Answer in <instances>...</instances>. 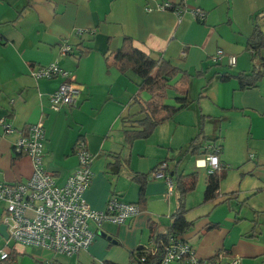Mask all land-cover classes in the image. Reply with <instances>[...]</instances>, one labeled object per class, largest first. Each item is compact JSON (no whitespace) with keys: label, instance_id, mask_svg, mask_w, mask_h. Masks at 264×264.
Here are the masks:
<instances>
[{"label":"crops","instance_id":"obj_1","mask_svg":"<svg viewBox=\"0 0 264 264\" xmlns=\"http://www.w3.org/2000/svg\"><path fill=\"white\" fill-rule=\"evenodd\" d=\"M166 4L180 7L183 15L159 10ZM198 11L204 21L196 20ZM257 19L264 35V0H0V181L30 179L33 163L18 157L14 145L29 126L42 121L44 167L58 185L77 170L75 151L83 140L94 155V177L84 195L91 208L105 210L113 196L142 205L140 214L124 225L98 229L91 223L93 244L71 258L12 242L6 248L11 264H129L133 252L151 244V223L165 234L178 205L177 194L166 199L165 182L153 180L151 173L161 162L180 159L201 120L206 142L217 140L222 165L237 168L241 185L232 202L187 217L193 227L184 239L200 259L225 252L228 259L221 264L235 258L240 264H264V46L256 59L249 48ZM77 30L88 33L78 36ZM126 37L142 52L191 75L187 86L178 83L179 76L164 101L177 106L176 98L186 96L191 103L187 112L131 145L128 132L141 131L137 122L151 96L139 91L138 76L115 66ZM64 42L72 47L68 55L61 54ZM218 50L235 56L236 66H229L227 58L214 62ZM55 62L83 86L77 106L60 112L50 109L49 96L63 78L32 76L37 67ZM255 71L261 79L252 89L242 90L236 79H219ZM180 117L192 130L182 128ZM2 119L14 133H3ZM113 155L121 158L117 168L109 166ZM135 175L145 176L143 194ZM4 210L0 203V235L6 240Z\"/></svg>","mask_w":264,"mask_h":264},{"label":"built area","instance_id":"obj_2","mask_svg":"<svg viewBox=\"0 0 264 264\" xmlns=\"http://www.w3.org/2000/svg\"><path fill=\"white\" fill-rule=\"evenodd\" d=\"M159 10L175 12L179 17L183 10L169 4L162 5ZM198 21H204L205 14L198 11L195 14ZM88 32L77 30L78 36ZM91 33V32H89ZM72 47L64 42L61 54L68 55ZM227 58L228 64L235 67V56H226L218 50L213 57L214 62ZM32 76L36 80L63 78V82L52 95L49 96V107L55 112L77 106L83 86L77 84L75 77L68 71L61 69L58 62L37 67ZM1 127L5 135L14 133V127L5 119L1 120ZM46 151V133L43 122L29 126L27 132L21 134L14 145V153L26 156L33 163V174L29 180L21 183H5L0 181V202L5 205L1 223L7 231L5 248L10 243L27 247L50 250L57 254L71 258L81 251L88 250L94 242L95 233L90 224L94 223L98 229L105 224L124 225L137 217L141 210L137 204L125 203L113 196L107 203L106 209L96 211L85 200V192L90 187L94 173L92 164L94 155L87 149L85 141L80 140L76 147L78 158L77 170L67 179L65 184L58 185L54 176L44 167ZM210 151V152H208ZM220 151L215 144L204 147L203 158L197 159L196 166L206 169L209 174L220 170L222 164ZM153 180H162L167 186L166 199L174 195L175 183L170 175L167 163L160 164L152 173ZM171 247H165L162 252L161 264H221L227 255L218 253L213 259H200L190 245L181 243L179 239L170 240ZM0 247V260L9 257L7 249ZM160 250L154 249L156 255ZM45 264H58L47 262ZM229 264H240L235 258Z\"/></svg>","mask_w":264,"mask_h":264},{"label":"trees","instance_id":"obj_3","mask_svg":"<svg viewBox=\"0 0 264 264\" xmlns=\"http://www.w3.org/2000/svg\"><path fill=\"white\" fill-rule=\"evenodd\" d=\"M258 19L256 21L254 34L249 40V48L254 54V59L257 58L259 48L264 46V35L259 26ZM115 66H117V68L124 74L132 72L138 76L141 80L139 83V91H146L151 96V99L142 105L141 113L144 114V118L137 122V127H139L141 131L128 132L130 145L133 141L138 139L147 140L160 125L168 120L173 119L179 111L190 107L191 103L187 100L186 96L176 98L177 106H166L164 101L167 98L168 90L174 88L172 83L175 82L179 76H181V78L178 83H181L183 86H187L189 84L191 75L177 69L163 59H155L152 56L137 49L134 47L131 38H124L122 47L116 53ZM219 79L221 81L236 79L239 81L240 88L242 90H247L256 86L258 81L261 79V75L259 71H255L250 75L240 74L233 76L230 74H223L219 76ZM202 134H204V122H202ZM203 137L205 141L199 142L200 139L193 140L185 155L190 153L192 155H203L204 147L209 144H215L221 153V145L218 144L217 140L206 142L205 135ZM111 157L117 159V161L121 159L115 155ZM182 157L183 155L180 157V159ZM180 159L176 162H173L174 160H172L170 161V164L168 161H164L169 166L170 174L172 172L174 173L172 179L176 186V192H174L177 194L178 199V205L175 212L171 216V224L168 228V231L165 234H158L157 226L151 223V244L146 247L142 246L133 252L130 256L129 264H161V256L162 252L164 251L163 249L173 245L170 243V240L172 239H179L181 243L190 245L184 239V235L192 229L193 221L187 219V214L189 211L185 207L184 198L195 190L198 176L195 173H181ZM164 162H161L160 164ZM119 164V162L115 164L110 163L109 166L113 165V167L117 168L119 167ZM228 167L229 166L222 165L220 170L215 171L212 174L207 172L208 178L206 180V188L204 192V203L218 200L221 194V181L225 177ZM134 180L140 183L141 194H143L146 183L145 176L135 175ZM141 199L143 201L144 196L142 197L141 195ZM138 206L141 210L142 205L139 204ZM190 247L196 254L194 248L191 245ZM155 248L160 250L156 255L154 254ZM10 257L11 254L9 253V257L6 260H0V264H11Z\"/></svg>","mask_w":264,"mask_h":264},{"label":"rangeland","instance_id":"obj_4","mask_svg":"<svg viewBox=\"0 0 264 264\" xmlns=\"http://www.w3.org/2000/svg\"><path fill=\"white\" fill-rule=\"evenodd\" d=\"M197 104H198V102H197ZM171 106H176V105L174 104ZM182 112H187V111H186V109L179 111L175 115V117L178 114H179L178 116H180L182 114ZM168 121H170V120H168ZM168 121H166V122H168ZM179 121L183 123L182 128L187 127V128H191V130H192V127H190V124H189V121L187 120V118L180 117ZM166 122H164V123H166ZM202 122H203V120L200 121L199 127L195 128L196 131L194 132L193 138H191L192 140H189L187 142L188 144L186 146H184L183 150H181V152H180L183 155V157L180 159L181 160V163H180L181 173L182 172H184L185 174L195 173L198 176V181H197V185H196L195 190L192 191L191 193H189L184 198L185 207L189 211L187 214L188 218H191V217L195 216L197 213H199L200 211H203L204 208H206L207 206L213 205L216 207H222L223 205L229 203L228 201L231 200L230 202H232L233 195L240 188V185H241V181H240L241 178H239L238 175L236 173H234V172H236L237 168L233 167L231 169H228L225 177L221 181V186H220L221 194H220L217 202L212 201L209 203H204V192H205V188H206V180L208 178V174H207L206 169H199L196 166L197 159L203 158L204 156L202 154L192 155L191 153L185 155L187 152V149L189 148V146L193 140H195V139L199 140L200 139L199 142L205 141L204 137H203L205 135V132H204V134H202ZM178 154H179V152H178ZM174 161L175 162L179 161V159L174 160ZM182 169H185V170L182 171ZM244 186L245 185L242 186L243 189H244ZM175 192H176V189H175ZM175 192H174V194H175ZM224 202H227V203H224ZM4 245H5V240L0 235V247L2 248V247H4ZM175 263H177V262H175Z\"/></svg>","mask_w":264,"mask_h":264},{"label":"water","instance_id":"obj_5","mask_svg":"<svg viewBox=\"0 0 264 264\" xmlns=\"http://www.w3.org/2000/svg\"><path fill=\"white\" fill-rule=\"evenodd\" d=\"M113 161L114 162L112 164H115V163H118V162L121 163V160L117 161V159H114ZM170 175H171V177H173L174 176V173L172 172ZM111 239L112 238L110 237L109 240H111Z\"/></svg>","mask_w":264,"mask_h":264}]
</instances>
